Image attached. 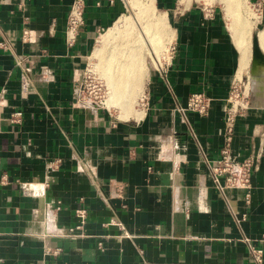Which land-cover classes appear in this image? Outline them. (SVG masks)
Instances as JSON below:
<instances>
[{"label":"crops","instance_id":"1","mask_svg":"<svg viewBox=\"0 0 264 264\" xmlns=\"http://www.w3.org/2000/svg\"><path fill=\"white\" fill-rule=\"evenodd\" d=\"M73 1L0 0V264H255L244 239L264 245V88L250 90L232 144L236 160L261 156L251 204L240 192L224 198L208 166L220 158L231 83L248 74L223 12L156 0L174 52L165 74L150 75L140 119L122 120L78 92L125 2L84 0L70 46ZM198 92L212 100L208 114L183 115Z\"/></svg>","mask_w":264,"mask_h":264},{"label":"rangeland","instance_id":"2","mask_svg":"<svg viewBox=\"0 0 264 264\" xmlns=\"http://www.w3.org/2000/svg\"><path fill=\"white\" fill-rule=\"evenodd\" d=\"M148 1L149 0H124L126 11L122 18H124V20H128H126L128 23L127 29L122 28L124 30L120 33L117 31L111 32L112 29L116 27L115 24L110 29L102 31L97 38L94 51L91 54L84 69V71L87 68L92 70V80L88 81L90 87L84 89L86 90L85 96H96L97 99H103L105 96L104 100H106L105 103L107 109H101L112 113L117 118L120 117V111L115 107L110 108L111 110L108 107V102L110 99V86L108 82L119 78L118 76L124 73L127 65H135V67L132 68V71L136 72L134 79L140 81L143 92H140L141 94H139L136 90V92H133V95L128 96V98L132 99L133 101V103H130L132 104V109H137V111L144 110L145 104L147 103V87L150 75L153 72L158 73L159 69H166L171 58L172 47H174V33L167 10L163 9L155 0L157 9L155 13H143L139 7L145 5ZM185 1L187 0H182V2ZM191 1H194L196 4L202 5L203 7L207 6L219 8L225 15L226 22L234 39V32L236 29H238V20L243 19L246 20V22H249V24H251L250 27L252 28L251 34L249 35V42L251 44L250 48L252 51L253 36L258 34L264 23L263 15L261 16V13L258 11V9L261 8L257 6V4L261 1L242 0V5H240V7H242L239 8V10H235L236 12L233 10L230 11L224 4L223 0H190V2ZM263 5L264 4H262V11L264 9ZM228 11L231 13L229 14ZM159 21L163 22V28L160 30L159 27H157V23H159ZM119 25L122 26L121 23ZM142 27L150 29L148 30L150 32L153 46H150V40L146 41L144 35H142L140 32ZM150 47H152L154 50ZM135 55L136 57H134ZM138 63H140V65H138ZM250 67L251 64L249 67H247L246 71H248V74L245 76L244 84L247 85L250 81L248 85L250 90L255 87L263 89L264 76L260 77V84L258 85L254 81V77L250 75ZM119 91V89H113V92L116 96Z\"/></svg>","mask_w":264,"mask_h":264},{"label":"built area","instance_id":"3","mask_svg":"<svg viewBox=\"0 0 264 264\" xmlns=\"http://www.w3.org/2000/svg\"><path fill=\"white\" fill-rule=\"evenodd\" d=\"M263 1L257 4L262 9ZM264 6V5H263ZM85 8L86 4L84 0H74L71 6V10L67 20V43L73 46L77 40L81 27L85 24ZM256 8V6H255ZM258 9L263 15V11ZM205 16L211 18L214 14L213 7L205 8ZM29 33L26 31L23 35L25 41ZM0 47L8 49L5 43H0ZM174 52L172 47L171 56ZM171 59V58H170ZM19 66L21 63L18 62ZM89 66V64H88ZM168 66V64H167ZM160 74H165L166 69L158 70ZM92 80V70L87 68L79 83L78 99L86 105H94L98 108H106V100L100 99L95 96H85L86 88L90 87L88 81ZM248 85L244 84V80L239 77H235L231 83V89L228 98L226 99L225 107V129L223 134V145L220 152V158L217 161L208 163L211 178L214 186L218 189L219 193L226 198L228 191L240 192L244 195V201L246 205L251 204L252 200V177L258 169V163L261 156L250 157L244 160H236L232 154V144L235 136V127L237 120L240 116H243L252 106L251 92ZM212 100L204 92H198L192 94L187 102L186 107L181 108L180 112L186 115L187 112L197 113L200 116H206L211 108ZM107 109V108H106ZM23 120L22 112H15L11 115L10 121L12 123L20 124ZM81 216L86 213L85 210L78 211ZM237 223L241 224L247 220L248 215L244 214L241 217L234 215ZM82 225L77 226L75 229H71L69 234L75 235L76 230H80ZM264 241V236L262 237ZM244 241L248 244L249 253L252 261L255 264H263L264 262V245L256 246L249 238H245ZM142 264H149L143 262Z\"/></svg>","mask_w":264,"mask_h":264},{"label":"bare ground","instance_id":"4","mask_svg":"<svg viewBox=\"0 0 264 264\" xmlns=\"http://www.w3.org/2000/svg\"><path fill=\"white\" fill-rule=\"evenodd\" d=\"M223 2L230 11L231 10L235 11L237 9L239 10V8L242 7V6L240 7V5H242L241 4L242 0H223ZM136 8H138V7H136ZM139 8H141L143 13L154 14L155 11L157 10L156 5H155V0H149L145 5L140 6ZM230 11H228L229 14L231 13ZM149 15H151V14H149ZM126 20L127 19L124 20V18H122L115 25L116 27L114 29H112L111 32L117 31L120 33L124 29H127V27H128L127 21L128 20L127 21ZM120 23L122 24V26L119 25ZM250 25L251 24H249V22H246V20L240 19V20H238V29H236L234 32L236 43H237L239 51L242 55V61H241L242 70L244 68L249 67L251 64V55H252L251 53H252V51L250 48L251 44L249 42V37H250L249 35L251 34L252 28L250 27ZM138 26H139V24H138ZM143 27L141 28L140 32L142 33V35H144L146 41L150 40V42H151L152 39L150 37V32H149L150 29L148 28L149 29L148 30L146 27L145 28H143ZM157 27H159V30L161 28H163V22L159 21V23H157ZM122 28H124V29H122ZM139 30H140V28H139ZM258 39H259L260 47L264 53V28L260 29V31L258 32ZM153 44H155V43H153ZM150 46H153L152 42H151ZM150 48H152V47H150ZM134 57H136V55ZM138 65H140V63H138ZM133 67H135V65H133V64L127 65L124 73L122 75L118 76L119 78H117V79L115 78L116 80L113 79L110 82H108L109 86H110V93H109L110 99L108 102V107H109V109L112 107H115L117 110H119L120 111V117L119 118L122 120H130L133 118L140 119V117L142 115V111H137V109L135 110L134 108L132 109V107H131L132 104H130V103H133V101H132V99L128 98V96H132L133 92H136V90L138 91L139 94H141L143 92L140 81L137 79H134L136 72L132 71ZM261 74H263V75H261ZM261 74L259 76H257L256 78H254V81L258 85L260 84V77L264 76V69L261 71ZM131 79H133V80H131ZM115 88L120 90L117 93V96L113 92V89H115ZM135 95H138V94H135ZM133 107H134V105H133Z\"/></svg>","mask_w":264,"mask_h":264},{"label":"water","instance_id":"5","mask_svg":"<svg viewBox=\"0 0 264 264\" xmlns=\"http://www.w3.org/2000/svg\"><path fill=\"white\" fill-rule=\"evenodd\" d=\"M253 49H252V60H251V75L256 78L261 74L264 69V53L260 47L258 34L253 36Z\"/></svg>","mask_w":264,"mask_h":264}]
</instances>
